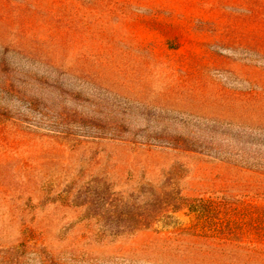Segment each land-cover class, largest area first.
<instances>
[{"label":"rangeland","instance_id":"rangeland-1","mask_svg":"<svg viewBox=\"0 0 264 264\" xmlns=\"http://www.w3.org/2000/svg\"><path fill=\"white\" fill-rule=\"evenodd\" d=\"M94 189L264 203V0H0V264H264Z\"/></svg>","mask_w":264,"mask_h":264},{"label":"trees","instance_id":"trees-1","mask_svg":"<svg viewBox=\"0 0 264 264\" xmlns=\"http://www.w3.org/2000/svg\"><path fill=\"white\" fill-rule=\"evenodd\" d=\"M170 143L180 145L176 139L170 140ZM104 190L106 194L111 193L108 185ZM93 192L99 201L104 200L113 207V214L123 217L126 227H149L164 215H171L169 212L187 208L194 214V223L189 228L195 234L225 241L264 242V203L261 202L244 204L216 198L188 197L178 190H166L154 192L148 200L131 206L129 201L122 198L117 201L110 194L105 197L95 189Z\"/></svg>","mask_w":264,"mask_h":264}]
</instances>
